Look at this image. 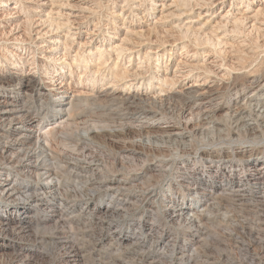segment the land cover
<instances>
[{"label": "rangeland", "instance_id": "374dc122", "mask_svg": "<svg viewBox=\"0 0 264 264\" xmlns=\"http://www.w3.org/2000/svg\"><path fill=\"white\" fill-rule=\"evenodd\" d=\"M1 1L0 24L19 3ZM49 1L53 21L39 41L48 46L61 36L64 49L55 60L41 58L33 31L36 12L20 2L23 17L0 26V72L4 74L0 83L6 86L0 99L8 95L21 99L41 121L46 133L38 140L44 143L32 144L41 154L42 147L49 151L48 163L53 162L62 200L36 201L26 223L0 227V264H264V197L252 186L244 196L232 193L235 183L217 192L190 221L170 217L166 208L173 204L172 194L192 198L191 189H196L183 178L184 162L213 177L211 184L216 185L218 178L212 175L209 161L217 170L236 167L237 176L248 171L253 158L264 161V113L248 101L258 94L255 87L264 84V27L253 28L246 22L238 27L233 21L239 6H250L253 14L258 7L264 8V0H224L214 6L205 2L206 6L204 0ZM163 1L166 6L161 10L156 4ZM262 11L259 26H264ZM224 13L232 18L229 22L221 18ZM112 43L124 45V50L114 51ZM126 47H132L131 52ZM25 50L36 54L35 60L25 62L20 56ZM209 51L223 62V72L213 77L218 90L213 108L200 110L196 93L176 92L184 88L182 84L172 78L162 83L160 78L172 76L177 62L191 61L204 68ZM34 71L47 89L44 95H32L31 89L17 84L6 85L9 76L22 82ZM134 71L137 76L132 75ZM61 81L67 88L62 100L70 102L64 113L70 115H64L66 123L60 126L54 116L59 99L53 97L57 91L52 89ZM138 91H148L136 100L144 113L133 112L129 105ZM166 125L177 129L166 134ZM44 158L43 153L40 159ZM0 165L23 182L36 183L31 175L17 174L6 166L1 154ZM86 166L97 167L100 180L114 187L118 180L131 182L120 191L97 188L92 197L94 185L87 180L91 172L83 176L79 172ZM205 184L198 186V192L205 190L200 189ZM49 191L48 195L55 194ZM4 195L0 213L6 214L8 203L27 204L26 197L11 201ZM61 201V208L56 207ZM108 205H115L117 211ZM197 208L192 203L191 209ZM0 218L3 223L4 217Z\"/></svg>", "mask_w": 264, "mask_h": 264}, {"label": "bare ground", "instance_id": "6f19581e", "mask_svg": "<svg viewBox=\"0 0 264 264\" xmlns=\"http://www.w3.org/2000/svg\"><path fill=\"white\" fill-rule=\"evenodd\" d=\"M9 1H11V0H2L1 3H4V4L6 3V5H7V3L9 4ZM18 1H19V3L20 2H22V3H24V2L25 3H28L29 4L28 7L31 8L30 10L36 12V14L32 15L33 18L36 16V18H34V20H33L34 23H35V26H34L35 28L33 29V31H34L35 38L39 42L37 46L39 48V53L41 54V58L48 59V60H51V61L57 59L58 56H56V54H60V50H61V48H63L62 47V45H63L62 44V41L60 40L61 36H57L54 39H52L50 41V42H52V44L51 45H48V46H44L42 44V42L39 41L40 38H43V36L46 33H48V31L45 30V27L49 26L48 24L49 23L51 24V22L53 21V16H54V15L52 16V13L54 12L53 7L50 8L49 10L47 8V7H51L52 6L49 3L50 1L49 0H18ZM163 2L162 3L159 2V4H156V3L155 4L157 6L158 5H161L162 6L161 10H163V8H165V6H166L165 1H163ZM205 2H207L208 4L210 3L211 5H213L215 2H219V3H223L224 4V0H204V4L206 5ZM19 3H17V4L15 3L16 5H14L11 8V11L8 12V16L6 17V19L3 20V22H1L0 26H5V24H3V23H10L11 21L13 22L14 20L18 22L23 17L21 4H19ZM194 4H196V3H194ZM32 5H36V6L33 7ZM152 6H153V4H152ZM242 6H239L240 8H238L237 13H235V14H233L234 12L232 13L233 14V17L235 18V20H233V21H235V23L237 24V26L239 24H241L242 22L243 23L246 22V23H250L249 25L251 27H253V28L261 29L262 27H264V26L257 25V23L259 24V23L262 22V21L259 22L258 16H259V14L261 12H263L262 9H264V8L261 9V8L258 7L256 9V11H254L253 14H250L251 7L250 6H244V7H242ZM195 8H197V7L195 6ZM156 10H157V8H156ZM221 16H219V17H221L222 19H224V21L229 22L228 18L230 16L228 15V13L227 14L224 13V15H221ZM259 19H260V17H259ZM67 20L68 21H71L69 18ZM262 20H264V19H262ZM53 24H55V23H53ZM218 24H222L221 19L219 20ZM263 24H264V22H263ZM241 25H239L238 27H240ZM232 28L235 30L236 27L235 28L232 27ZM249 29H250V27H249ZM217 30H219V29H217ZM234 30H232V31L235 32ZM261 30H263V29H261ZM244 31H242V32H244ZM252 31H254V29ZM249 32L250 31L248 30V34H249ZM50 33H51V31H50ZM204 37H205V34H204ZM204 37L202 36V38H204ZM263 37H264V35H263ZM260 38H262V37H260ZM202 40H204V39H202ZM224 41H225V39H224ZM86 42L89 44L90 42L92 43L94 41L92 39V40H88ZM214 42H215V40H214ZM243 42H244V40H243ZM123 46L124 45L121 46L120 43H119V45H117V44L113 45V43L111 45V47H112V49L114 51L124 50ZM80 47H81V45H80ZM238 47H239V45H238ZM89 48L90 47H88L87 49H89ZM126 48H128V47H126ZM131 48L132 47H130V49L128 48V50L130 52L132 50ZM257 48H258V46H257ZM261 49H264V48H261ZM83 51H84V49H83ZM206 55H208L209 57L207 59H204V61L202 63L204 65V68H202V65L200 66V64L193 63L191 61H185V63H182V64H180V63L178 64V62H177L176 72L174 74H172V76L164 75L163 78H160V81L162 83L165 82V81H167L169 78H172V79H174L176 81V83L182 84L183 85L182 88L183 87L184 88L182 90H179V91H176V92H179V93H184V92L193 93L194 92V93H196L199 96V100H200L199 103H197L198 104L197 106H198V108H200V110L201 109H207L209 107H212V101H213V99H217L218 98V90L216 88H214L215 87V85H214L215 84V81L213 80V77H220L222 75L221 73L223 72V62L222 61H218L217 59L213 58L212 57V53L210 51ZM20 56L22 57V59H24L25 62H29L30 60H35L34 58L36 57V54L30 53L29 51L25 50L22 53V55H20ZM211 57L213 59L212 60H209ZM38 58H40V57H38ZM59 59H60V57H59ZM28 65H29V63H28ZM183 65H185V66H183ZM188 65H190V66H188ZM187 66L189 68H187ZM141 68L142 67H140V69ZM203 70H205V71L203 72ZM195 71L197 73H195ZM36 72L34 71V72H31V73L26 74L24 76L25 78H23L21 80L22 82H15L14 79H13L15 76H9L10 79H9V81L7 80V82H6L7 84L6 85H9V84L10 85L17 84V85H20V87H24L26 89H31L30 91L32 92V95L33 94L34 95H38V96L39 95H44L45 94V91L44 90H47V89H46L45 86H43L41 84V82H43V81L40 80V78L36 74ZM13 73L16 74V75H18L20 72L16 71V72H13ZM137 73L138 72L134 71L132 73V75L137 76ZM22 74H24V73H22ZM114 74L117 75L116 72H114ZM1 75L4 77V74H1V72H0V76ZM82 76H83V74H82ZM6 78H8V77H6ZM93 80H95V79H93ZM2 82H4V81H2ZM65 84L66 83H64L62 81H61L60 84L58 83L57 85L54 83V85H56V88L54 87L52 89V90L57 91V93L54 94L53 97H58V99H59L58 100L59 107H58V110L55 111L56 114L54 116H56L55 117L56 118V123H58L60 126H61L62 123H64L66 121L64 115L66 113L69 114V111L66 112V113H64V111H66V108H64V107H65V105L70 104V102L69 101L64 102V100H62L63 97L65 96V94L67 93V90H66L67 88H64ZM185 84H188V85H185ZM110 85H112V84H110ZM110 85L108 87H110ZM128 85L129 86L133 85V82L131 84H128ZM5 88H6L5 83H0V93L1 92H6V91H4ZM255 89H256V91L259 90L258 91V94L250 96L248 98V101L250 103H252V104H255V106L258 108L257 111L260 114H262V113H264V84H260V85L256 86ZM147 92L148 91H146V92L145 91H141V92L138 91L137 94L134 96V99L132 101H130L129 105L132 107L133 112H135V111L136 112L138 111V113H140V112L141 113H144L145 112L143 109H140V107L137 106V103L138 102L136 100L143 99L148 94ZM261 92H262V94H260ZM1 96L2 95L0 94V97ZM8 96L9 97H5L4 100L0 99V154L6 159V164H7L6 166L11 167V168H15L17 174H19V172H23V173H25V174H27L29 176L31 175V178L34 177L36 179V183H25L22 180H20V178L18 177V175L17 176L16 175L13 176V174H11V171H9V169H7V168L3 167L2 165H0V196H2V195L5 194L7 196V199H9L11 201H16L17 198H19V197L20 198L21 197H26V199H27V201H26L27 204L24 203V205H22V206L18 202L8 203V205H4L5 206L4 209L6 211V214L5 213H0V216L1 217L2 216L4 217L3 218L4 225H3L2 221H1V218H0V227L1 228H7L12 223H17L18 221H23V223H26L27 220L29 219V217L31 216L30 214H28V212H29L28 210H29V208H33V203L36 202V201H37V204H38V202L40 200H43V199H47L48 198L47 199L48 202H46V204H49L52 199H54V200L61 199V194L58 193L59 183L56 181V179H55V173L53 172V169L51 168L52 167L51 166V163L53 164V162L50 161L51 163H48V161H49V158L48 157L50 155V153H48L49 151L47 152V148H43L42 147V154L43 153L45 154V158L46 159L45 158L44 159H40V156L42 154L38 151L37 148H35L34 144H32L33 143L32 141H35V144L36 145L38 143H44L43 140H41V141L38 140L40 138V136H42V135L44 136V134L46 133V132H43V130H42L43 127H41V123H40L41 121H39V119L36 120V115L33 114V112H31V108H29L25 102L23 103L21 99H17V98L16 99H13L11 95H8ZM242 96H244V95L243 94L236 95L235 96V100H239ZM37 115H38V113H37ZM189 115H191V114H189ZM127 126H129V125H127ZM144 127H145V125H144ZM164 128L165 129L163 130V132H165L166 134L167 133L171 134L172 132H175L176 129H177L176 127H172V125H166ZM35 138H36V140H35ZM209 163H210L209 168L212 169V175L213 176L215 175L218 178V181H217L216 185L215 184L214 185L211 184V182L214 180L213 177H207L206 174H202V172L200 173V171H197L195 168L192 169L191 167L188 166V163H186V162L182 163L183 178L186 181H188V182L192 183L193 185H195L194 186V189L196 188L195 190H197L198 186L200 187L202 183H206L204 187L200 188V189H205V190H202V191L198 192V190L197 191H195V190L193 191V188H192L191 189L192 192L190 191L191 192L190 194H192V198H190L186 194L185 195H181V194L175 195V194H172L171 196L173 197V199H172L173 204L170 205V206H166L167 211H168V214H169L170 217H172V218L186 217L189 221H190V219L196 218L198 216V214H201L200 209L202 207L203 208H206L210 204V201L212 200L213 196L217 192H222L223 190H227L226 187H229V186L232 187V186H234V183H235V186L237 188L235 187L231 191H232V193L235 196H244L250 190V187L249 186H252L257 193L263 194V197H264V161L263 160H261V159L259 160L257 158H253L252 161L250 160L248 162V171H246L243 168L244 170L242 172L244 174L243 175H239V176L236 175V171H235L236 170V167L234 168L233 165H229L230 167H233V170L232 169H229L228 171H226L225 169L217 170L215 167H213L214 165L210 161H209ZM72 168H73V166H72ZM96 170H97V167L94 168V167H91V166H86V167L80 168V171H79L82 176L85 175L84 172H86V173L87 172H91V175L88 176V179H87L92 185H94V188L91 189V192L92 193L90 192V195L91 196L96 193L95 191H96L97 188H101V189L104 188V189H108V190L115 189V190H119L120 191L123 188H127V186L129 185L128 183L131 182V181H128V180H118L117 181V183H118L117 187H114V186H112V184L106 183V181H101L100 180L101 178H99V174L101 172L98 171V170L96 171ZM224 173H227V174H224ZM226 175L230 176L231 178L230 177H226ZM78 179H80V178H78ZM91 187H93V186H91ZM49 190H51L52 192H55V194L54 195L53 194L52 195H48L49 192H50ZM49 197H52V199H49ZM138 199H139V197H138ZM192 203L193 204L194 203L198 204L200 208H197L196 210L195 209H191ZM62 204H63V201H61L60 204H58V205L56 204L55 206L56 207L58 206V207L61 208ZM115 205H113V206L108 205V209L112 210V212L117 211V208L116 207L114 208ZM63 210L65 211L66 209H63ZM119 214H121V213H118L117 215H119ZM63 215H64V213L60 211L59 217H61ZM127 237H128V235H125L124 236V238H127Z\"/></svg>", "mask_w": 264, "mask_h": 264}]
</instances>
